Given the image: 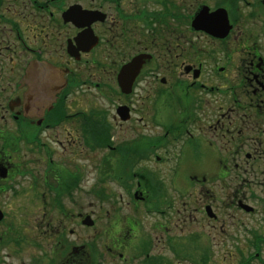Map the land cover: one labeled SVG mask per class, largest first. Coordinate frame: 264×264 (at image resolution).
<instances>
[{
    "label": "flooded vegetation",
    "instance_id": "af4514ba",
    "mask_svg": "<svg viewBox=\"0 0 264 264\" xmlns=\"http://www.w3.org/2000/svg\"><path fill=\"white\" fill-rule=\"evenodd\" d=\"M91 31L97 43L85 50L78 38ZM137 58L141 68L123 87L120 73ZM92 87L117 101L113 118L122 123L143 112L147 139L114 141V128L98 121L113 123L109 111L89 108ZM0 123V194L24 195L22 206L31 208L29 232L24 223L11 232L7 223L3 244L11 236L20 253L40 249L45 230L49 254L41 264H104V245L120 264L130 263L122 249L135 251L132 264H154L156 239L179 260L212 264L210 234L225 230L222 211H254L241 206L249 204L245 194L217 201L216 183L227 190L237 176L241 192L264 187V0H0ZM88 149L100 186H88ZM163 164L181 200L156 178ZM190 187L202 200L193 198L186 217ZM89 200L126 201L134 215L117 214L112 231L88 237ZM141 208L159 217L147 221L146 233Z\"/></svg>",
    "mask_w": 264,
    "mask_h": 264
},
{
    "label": "rangeland",
    "instance_id": "374dc122",
    "mask_svg": "<svg viewBox=\"0 0 264 264\" xmlns=\"http://www.w3.org/2000/svg\"><path fill=\"white\" fill-rule=\"evenodd\" d=\"M89 56V57H93ZM90 72V70H89ZM94 72V70H93ZM96 89L93 87L91 89H88L87 96H88V105L89 108H104L106 109L110 116V119L113 121V123H110L113 127H111L110 124L103 121L104 119H98V121L102 122V128L105 130L113 132L112 134L115 136L114 141L119 139H128L132 137H136L138 139H147L146 136L147 130H148V124L149 120L144 117V113L140 112L139 115H135L130 122L122 123L119 121V119H114L113 115L115 113L114 106L117 105V101H106L105 99H102L100 95L95 93ZM3 123V122H2ZM0 123L2 126L4 124ZM10 127L8 128V131L12 133L14 131L15 126L14 124H10ZM111 127V128H110ZM163 132L160 130L158 131V134H162ZM13 134V133H12ZM156 134V135H158ZM154 135V133L152 134ZM140 138H139V137ZM102 139H107L106 137H103ZM108 139H111V136H108ZM92 148H95L93 146ZM139 148H143V144L139 145ZM264 148V143L260 146V149L262 150ZM89 155L87 160L88 165V173L89 180H88V186H100L99 182L96 180V155L95 151L91 152L90 149H88ZM114 153V151H111ZM103 155V153L101 152ZM15 155V154H14ZM20 155H22V152H20ZM264 155V154H263ZM16 158V155L15 157ZM170 165H159L157 167V170H161L160 173L156 176L160 180V183L166 185L168 188L169 186V180H170V170L167 168ZM248 178H252V176H249L247 174ZM242 178V177H241ZM241 178H238L237 176H231V187L227 190H224L220 188V186L216 183V189H215V195L217 201H224V199H230V198H241L242 194L247 195L248 203L251 204L254 211L251 214H247L241 210L238 209V207L231 208L225 211L224 214L226 215V226L225 230H220L217 227V230L214 232L211 231L210 234V240L209 244L212 248V264H264V187H255L254 191H247V192H241L239 184H241ZM261 180L264 178H260ZM185 180V178H184ZM186 182V181H185ZM157 182L155 181L154 184ZM158 184V183H157ZM23 186L29 187L30 185V177L23 178ZM157 186V185H156ZM110 188V186L108 187ZM106 188V189H108ZM230 190V192H229ZM168 195H172L174 199L181 200V198H177L178 196L175 194V192L172 191V189L169 188L167 190ZM227 195H230L231 197H227ZM22 199L18 198L16 195H11L9 192L0 194V207H4L8 214L6 223L0 224V237L1 233L6 230L7 225L9 224L11 228L9 229L11 232L19 231L21 228V223H24L26 225V230L24 231L29 232V229L27 225H31V220L29 219V224L25 223V220H28L26 217L29 215L31 216V208L22 206V201L25 200V196H21ZM199 198L202 200L201 193L199 192V188L197 187H190L189 190L184 194L183 201H186V205H184V215L188 217L189 212L186 209V207L192 206V200L193 198ZM91 199V198H89ZM216 209L220 210V208L216 204ZM256 209V210H255ZM86 212L89 214V216L92 217L94 221V227L92 226L90 229L87 230L88 237H91L93 233L101 230L102 232L107 233L112 231V222L117 217V214H119L122 217H125L127 214L134 215V211L131 206H128L126 204V201L120 202L119 206L117 207V204L115 207H112L110 203H105L104 206H100L96 204V202H93V205L90 203V200L88 201V206L86 208ZM140 222L143 233H146L148 231L146 223L147 221L152 222L156 218L159 217L155 216H147L145 215L143 208L139 210ZM16 216V217H15ZM21 218V219H20ZM155 218V219H154ZM202 222V220H201ZM8 223V224H7ZM189 223H186L187 228H185V232L187 230H192V226L188 227ZM13 228V229H12ZM24 229V227H23ZM195 229V228H194ZM176 230V229H175ZM40 236L38 239L43 244L42 248L38 249L36 247H31L30 250H24L20 253L18 252L14 247L12 243L9 241L11 240V236L8 237L7 245L3 244L2 241H0V264H34V260H37L39 264L43 263L46 256L49 254V239L48 234H46V231H41ZM180 232V231H179ZM178 232V233H179ZM222 232H227L229 234L223 235ZM148 233V232H147ZM151 235V234H150ZM13 239H16V237H12ZM44 238H46L44 240ZM1 239V238H0ZM106 239V238H105ZM5 241V240H3ZM109 241L104 242V244H107ZM151 247L152 257H156L161 250V253L158 255L159 258H157L154 261V264H193L191 261L186 260H179L176 256V252L171 248L169 249L168 246H163L162 243H156V239L151 240ZM103 253H104V264H120L122 261L116 257L114 260L111 259L109 256L108 250L106 249V246L102 247ZM120 252L124 253L127 260L130 261L129 264L135 263L134 258L132 255L135 253V251L127 252L125 250H120ZM34 253V255H32ZM35 257V258H33ZM33 258V259H32ZM32 259V260H31ZM140 263V261L136 262Z\"/></svg>",
    "mask_w": 264,
    "mask_h": 264
},
{
    "label": "water",
    "instance_id": "95a60500",
    "mask_svg": "<svg viewBox=\"0 0 264 264\" xmlns=\"http://www.w3.org/2000/svg\"><path fill=\"white\" fill-rule=\"evenodd\" d=\"M91 32H87V33H82L81 35H79L78 40H85V45H87V47H85V50H90L91 48H93L96 45V39ZM141 68V61H139V59L137 58L136 60H133L132 62H130L129 64L125 65L120 73V83L123 87L125 86H129L132 84V80L135 78V76L138 74L139 70ZM126 92H130V90H127ZM120 115L123 119H127L128 118V110L125 107H120ZM1 176H5L6 175V169L2 168L1 169ZM241 206H243L245 209H247L248 211L253 210V207L249 206L248 204H241ZM4 218V213L3 211L0 209V222L3 220ZM87 225L91 226L94 224V221L92 220V218L90 216H87V218L84 221Z\"/></svg>",
    "mask_w": 264,
    "mask_h": 264
}]
</instances>
